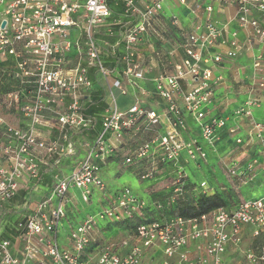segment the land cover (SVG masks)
<instances>
[{"label":"built area","instance_id":"built-area-1","mask_svg":"<svg viewBox=\"0 0 264 264\" xmlns=\"http://www.w3.org/2000/svg\"><path fill=\"white\" fill-rule=\"evenodd\" d=\"M165 1L0 0V106L21 115L19 125L6 123L0 116V264H31L44 259L52 264H142L143 249L155 245L162 248L161 264H199L205 259L196 263L182 249L195 239L205 240L206 256L219 264L227 244L240 240L244 226H251L254 235L264 231L261 197L197 217L174 215L138 223L130 237L98 243L92 257L96 218L119 220L145 212L146 202L123 187L107 207L96 216H86L72 229L70 249L57 243L69 189L80 188L83 201L89 200L95 188L104 191L101 169L123 141L148 136L123 157L126 165L144 161L150 165L140 174L141 179L151 178L162 165L179 184L186 176L184 163L206 158L201 143L186 136L189 130L184 113H194L198 121L204 117L199 108H206L213 84L219 80L206 63L232 58L235 52L207 55L221 37V29L207 19L195 27H202L197 33L172 15L168 25L175 45L166 57L169 68L151 74L142 53L146 46L156 47L150 36L159 35ZM189 1L178 0L183 5ZM235 1L239 26L252 27L264 36V28L251 16V7L264 13V0ZM204 9L209 14L211 5ZM176 32L178 36L173 35ZM259 67L260 60L255 58L254 68ZM94 81L107 103L101 129L92 140L74 139L72 134L87 130L95 120L82 112V98L93 90ZM128 95L134 100L122 109L117 100ZM141 95L159 98L163 109L147 105L145 99L138 98ZM224 126L225 120L214 116L201 123L202 135L213 145L216 130ZM43 128L55 130L56 138L43 137ZM81 153L84 156L71 171L64 172L65 160ZM44 165L53 170L51 186L33 200ZM22 183H31V194L25 197L21 212L13 216L16 220L5 225V205L19 193ZM173 191L181 192V187ZM11 225L23 241L19 255L14 254L12 241L2 237L1 232L11 230ZM122 247L126 249L120 252Z\"/></svg>","mask_w":264,"mask_h":264},{"label":"rangeland","instance_id":"rangeland-1","mask_svg":"<svg viewBox=\"0 0 264 264\" xmlns=\"http://www.w3.org/2000/svg\"><path fill=\"white\" fill-rule=\"evenodd\" d=\"M162 5L163 9L166 8L164 2ZM165 13L169 17L172 15L178 17L177 14H172L169 10H166ZM178 19L180 20V17ZM160 27L159 35L155 34L152 38L150 36L153 42L156 41V47L146 46L142 53L144 64L150 66L153 72L169 68V65L163 61L175 45L170 33V31L173 32L170 25L165 24L162 26L160 22ZM178 34L173 35L178 36ZM157 60H159V63H157ZM238 87V82L232 80L225 93L219 97L221 106L227 107L222 110L219 118L225 120L228 136L220 135L216 130L217 139L213 142V145L209 144L208 140L202 135L201 123L214 116L217 117V113L220 112L221 108H215L217 113L212 108H199V111L204 112V117L199 121L195 119L194 113L186 112L184 115L190 134L188 137L196 138L206 152L205 159L190 160L182 165L186 176H190L191 191L205 192L209 196H212L215 192L222 193L226 201V205L222 207L228 210L236 208L243 201L264 197V122L260 123V120L264 117V110L262 112L259 110L258 113L255 108H245L249 106L247 104H250V102H247L249 96L246 99L239 98ZM138 98L144 100L145 96L141 95ZM243 99L245 101L242 102ZM151 100L150 104L147 103L149 106L156 103L153 99ZM240 101L242 104H240ZM117 103L119 106H124L128 103V98L119 97ZM0 116L4 118L6 123L12 125H19L21 121V115L14 109L10 110L0 106ZM244 117H247L248 121L244 123V126H241L239 121ZM257 123L260 126L257 127ZM229 128H233L234 131L229 132ZM147 137V135L142 134L138 140H136L137 138L135 139L136 141L128 140L129 143L126 142L125 150L123 149L124 152L118 153L119 155L114 159L117 165L110 163L113 167L107 170L108 173H104V170L101 169L100 175L104 181H110L111 190L105 189L101 191L95 188L89 200L83 201L80 188L71 187L69 189L72 198L69 196L70 199L67 205L72 204L71 201L76 202L77 209L74 212L72 210L68 211V214L73 219L72 221L77 223L74 226L65 224L62 227V236H59L58 240L59 244L63 237L70 240L72 229L80 224L86 214V216H96L101 209L107 207L109 201L115 200V193L123 187H129L139 199L159 211H162L164 206L172 202V198L175 199L182 195L181 192L175 193L173 191L175 187L181 186V182L178 184L174 180L172 173L168 172V168L166 170L164 166L159 165V172L151 178L141 179L140 174L150 167L147 162H137L130 165L123 163L124 155L130 154L135 144ZM83 156L84 154L81 153L74 159H68L63 166L64 172H70L72 165ZM125 174L129 177L127 178ZM64 208L66 209V206ZM113 221H115L113 218H96L97 226L100 227L99 229L104 228L105 234L102 235L103 229L101 231L97 229L94 236L95 242L93 241L95 246L98 243L102 244L111 236L118 235L120 237L123 229L111 228L110 223ZM15 233V230L11 229L10 234H4L13 236L11 238L13 242L16 237ZM242 233L243 229L240 233V240L237 243L230 242L227 245L219 264H264V231H261L258 235H254L252 230H247L243 236ZM248 253H251V257H248Z\"/></svg>","mask_w":264,"mask_h":264},{"label":"crops","instance_id":"crops-1","mask_svg":"<svg viewBox=\"0 0 264 264\" xmlns=\"http://www.w3.org/2000/svg\"><path fill=\"white\" fill-rule=\"evenodd\" d=\"M206 4L211 5V11L209 14L204 9V6ZM165 7L166 8H164L165 9L164 12L166 10L167 11L169 10L171 11L172 14H177L178 17H180V23L182 26L190 30H195L197 33H200L202 31V27H199V28H195V27L198 25L202 26L207 21V19H209L211 22H213L216 26H218L221 29V32H222L221 37L218 39L217 44L213 48L210 49L207 55L212 56L213 53L215 52L224 54V52L228 50H233L235 52V56L232 58L224 57L223 60L220 62H214L212 60H209L206 63V65L211 68L213 77L215 79L219 77V80H217V82L213 84L211 100L205 104V107L212 108V109L221 108L219 113H217V110L215 109L217 113V117H219L220 113H222V110L227 108V107L221 106L219 97L220 95L225 93L226 88L230 86L233 80L235 82H238V86H239L238 95L240 96L238 97L246 99L247 96H249L248 97L249 100L247 102H250V104H247L249 106L245 108H255V110H257L258 113H259V110H261L262 112L264 110V96H263L264 95V36H260L259 34H257L254 28L252 27H240L239 26L238 20H237L238 7H237L236 1L235 0H190L188 5H183V4H180L178 0H166ZM174 8H178V9H174ZM251 16H253L258 21L260 26L264 28V13L263 12L257 10L254 7H251ZM168 18L169 16H166V13H164V17L161 19L162 26L165 24L166 25L169 24ZM172 49H174V47H172ZM255 58H258L260 60V67L258 70L254 68ZM166 60L167 58H165L163 62H165ZM157 63H159V60H157ZM155 73L156 72H152L151 74H155ZM261 82L263 83V85H260ZM146 86L147 88L152 89V85L150 83H146ZM120 97L128 98V103L124 106H120L122 109H125L134 100V98L130 95L120 96ZM151 99H153V101L156 102L157 104L154 103L150 106L161 111L164 107V102L153 95L145 97L144 101L150 104L152 101ZM245 99H243L242 102L245 101ZM242 102L240 101V104H242ZM247 121H248L247 117L241 118V120L239 121V124H241V126L242 125L244 126V123H247ZM261 122H264V117L263 119L260 120V123ZM42 131H43L42 132L43 137L46 136V138L48 139L56 138V135L51 130H48L47 128H43ZM46 132L48 135L46 134ZM217 132L220 135L228 136L227 129L225 128V126L222 128H218ZM189 135L190 134L188 133L186 136L188 137ZM127 143L129 142L127 141ZM115 158H117V156H114L112 159L108 161L106 165L102 167V169L104 170V173H108L107 170L113 167L112 166L113 163L117 165V162H115L114 160ZM66 163H67V159L65 160L64 165ZM110 163L112 164L110 165ZM125 175L127 178L129 177L127 176V174ZM109 182L110 181L108 180L105 181L106 189L111 190ZM42 188L39 187L37 194L34 196L35 200L37 199L39 195L44 194ZM46 188H48V186H46L45 189ZM20 191L25 192L24 197L30 196L31 183H26V184L22 183V188L20 189ZM71 203L72 204H69L66 207V217L62 222V225L60 227L61 229L59 228L58 230L57 243L59 240V236H62V233H61L62 227L65 224H70L74 226L77 223V222L72 221L73 219L70 217V214H68V211L70 212V210H72L74 212L77 209L76 202L71 201ZM21 208L22 207L18 208L17 206L16 207L14 206L15 210L10 214H9V211L5 209V213H6L5 225L7 223L9 224L13 216H15V213L21 212ZM99 228L100 227H98L96 224V226L92 230V238L94 242H95L94 236L96 234L97 229ZM251 228L252 227L249 225L244 226L242 228L243 229L242 236L245 234L247 230L251 231L252 230ZM101 229H103L102 235L105 234L104 228H101ZM101 229L99 230L101 231ZM1 233L10 234V230L4 229L3 232ZM131 235H132V230L123 229L120 237L118 235H117L118 237L111 236L109 239L106 240V242L110 240H113V241L121 240L122 238L130 237ZM94 242L92 243L91 249L95 246ZM204 244H205V240L195 239V240H192L188 245L184 246L182 249L186 251L189 258L194 260L196 263L199 260H202L203 258L205 259V262L201 263L200 261L199 264H213L212 258H210L209 256H206L204 252V247H203ZM22 245H23V241L20 238L15 237L14 241L12 242V248H13V252L15 255H19V248ZM58 245L62 249L71 248L70 240L65 239V237L62 238L61 243L60 244L58 243ZM96 246L94 249H92L91 253H89V255H91L92 257L97 253ZM125 249L126 248L122 247L119 249V251L123 252L125 251ZM223 254L221 255V260H222ZM163 258H164V255L162 253V248L159 245H155V246L143 249L142 264H161ZM173 260L174 261L177 260L176 256L174 257ZM31 264H52V263L48 259H44V260H37V262L31 263Z\"/></svg>","mask_w":264,"mask_h":264},{"label":"trees","instance_id":"trees-1","mask_svg":"<svg viewBox=\"0 0 264 264\" xmlns=\"http://www.w3.org/2000/svg\"><path fill=\"white\" fill-rule=\"evenodd\" d=\"M106 105L107 103L99 86V83L97 81H94L93 90H91L90 94L85 95L82 98V112L88 116L93 117L95 120L93 122V125L89 127L87 130L78 132L76 135L72 134V137L78 140H80L83 137H87V139L92 140L96 135V133H98L101 129L102 117L106 109ZM52 132L55 135L57 134L55 130H52ZM125 144L126 142L123 141L119 146L120 149H118L114 155H111L105 161L103 166L106 165L108 161L112 159L114 156L119 155L118 153L124 152ZM41 171L43 178L41 181H39V187L40 188L43 187L42 190L45 193L51 186L50 176H51V171L53 170L49 166H42ZM180 185H181L180 187H181L182 195L173 199L172 202H169L168 205L163 207L162 211L156 210L155 207L151 205L148 206L147 204V207L144 210L145 211L144 214L142 215L134 214L132 216L115 220L110 223V227L132 230L138 223L147 222L152 219H163L174 215H179L183 217H197L213 209L226 205V201L224 200V196L222 195V193L215 192L214 194H212V196H209L205 192H200V191L192 192L191 191L192 184H190L189 175L182 178ZM46 186H48V188L45 189ZM24 195H25L24 191L22 192L19 191V193L14 198H12L9 202L6 203L5 209L9 211V214L15 210L14 209L15 205H19L20 207H22V204L26 200ZM16 218L17 216L15 217L14 220L12 218V220L15 221ZM11 229H14L13 225H11ZM15 232L17 236L18 232L16 230ZM3 236L9 238L10 240L13 237L7 234L6 235L2 234V237Z\"/></svg>","mask_w":264,"mask_h":264}]
</instances>
